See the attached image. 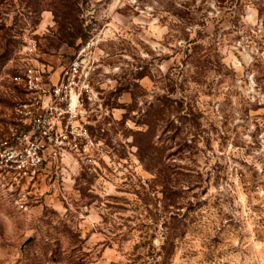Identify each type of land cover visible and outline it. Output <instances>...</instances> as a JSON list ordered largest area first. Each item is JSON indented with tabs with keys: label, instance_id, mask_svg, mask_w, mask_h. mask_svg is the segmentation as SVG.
Here are the masks:
<instances>
[{
	"label": "rangeland",
	"instance_id": "1",
	"mask_svg": "<svg viewBox=\"0 0 264 264\" xmlns=\"http://www.w3.org/2000/svg\"><path fill=\"white\" fill-rule=\"evenodd\" d=\"M78 55L87 136L0 180V264H264V0H0V120Z\"/></svg>",
	"mask_w": 264,
	"mask_h": 264
},
{
	"label": "built area",
	"instance_id": "2",
	"mask_svg": "<svg viewBox=\"0 0 264 264\" xmlns=\"http://www.w3.org/2000/svg\"><path fill=\"white\" fill-rule=\"evenodd\" d=\"M14 67L4 78L29 95V101L18 100L13 118L0 120V180L10 187L33 177L48 146L57 148L64 141L76 146L77 139L87 136L85 127L72 124L77 117L74 103L81 94L88 99L93 96L88 63L80 55L54 80L38 63L23 62Z\"/></svg>",
	"mask_w": 264,
	"mask_h": 264
},
{
	"label": "trees",
	"instance_id": "3",
	"mask_svg": "<svg viewBox=\"0 0 264 264\" xmlns=\"http://www.w3.org/2000/svg\"><path fill=\"white\" fill-rule=\"evenodd\" d=\"M219 1H224V0H219ZM228 1H230V2H231L232 0H228Z\"/></svg>",
	"mask_w": 264,
	"mask_h": 264
}]
</instances>
